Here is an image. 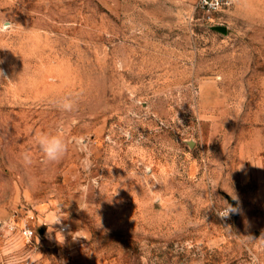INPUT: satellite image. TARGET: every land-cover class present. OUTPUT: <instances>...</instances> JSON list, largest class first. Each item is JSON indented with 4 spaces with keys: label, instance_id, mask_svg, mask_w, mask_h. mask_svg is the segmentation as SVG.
<instances>
[{
    "label": "rangeland",
    "instance_id": "obj_1",
    "mask_svg": "<svg viewBox=\"0 0 264 264\" xmlns=\"http://www.w3.org/2000/svg\"><path fill=\"white\" fill-rule=\"evenodd\" d=\"M197 1L0 0V264H264V0Z\"/></svg>",
    "mask_w": 264,
    "mask_h": 264
},
{
    "label": "clouds",
    "instance_id": "obj_2",
    "mask_svg": "<svg viewBox=\"0 0 264 264\" xmlns=\"http://www.w3.org/2000/svg\"><path fill=\"white\" fill-rule=\"evenodd\" d=\"M119 67V64H117ZM3 72L0 70V77H3ZM220 79V77H217ZM78 99L73 94L64 95L55 101H53V105L57 110L63 113H72L77 110L78 106ZM77 121L73 120L75 124ZM34 141L36 146L38 147L39 151L42 153L43 160L42 162L45 164L56 163L63 159L68 151V144L64 137L57 133V134H49L44 132H39L34 134ZM21 160L25 166H31L33 163L32 153L30 151H25L21 153ZM233 196V199H236L234 194H229ZM225 202V206L220 210H216L217 215L220 218H228L230 214L235 213L237 211L232 205L228 204L227 201ZM61 220L58 219L55 222H52L50 225L45 224L49 227V231H52V225L59 223ZM59 233V232H58Z\"/></svg>",
    "mask_w": 264,
    "mask_h": 264
},
{
    "label": "built area",
    "instance_id": "obj_3",
    "mask_svg": "<svg viewBox=\"0 0 264 264\" xmlns=\"http://www.w3.org/2000/svg\"><path fill=\"white\" fill-rule=\"evenodd\" d=\"M231 3L232 0H198L197 7L200 8L206 14L211 15L212 13L217 12L223 7L229 6ZM63 228L65 227L63 226ZM23 234L26 237L31 238L34 235V232L29 228H25L23 229Z\"/></svg>",
    "mask_w": 264,
    "mask_h": 264
},
{
    "label": "water",
    "instance_id": "obj_4",
    "mask_svg": "<svg viewBox=\"0 0 264 264\" xmlns=\"http://www.w3.org/2000/svg\"><path fill=\"white\" fill-rule=\"evenodd\" d=\"M216 30L225 33L227 31L226 27L224 26H215L214 27ZM40 233H42V230L39 231Z\"/></svg>",
    "mask_w": 264,
    "mask_h": 264
}]
</instances>
